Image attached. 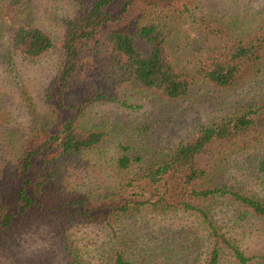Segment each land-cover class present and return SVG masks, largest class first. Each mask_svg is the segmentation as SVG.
I'll return each instance as SVG.
<instances>
[{
  "label": "rangeland",
  "instance_id": "obj_1",
  "mask_svg": "<svg viewBox=\"0 0 264 264\" xmlns=\"http://www.w3.org/2000/svg\"><path fill=\"white\" fill-rule=\"evenodd\" d=\"M84 1L90 0H28L33 22L51 33L54 42L36 58L13 49L0 20V205L15 208L26 154L37 152L33 168L42 169L47 159L50 169L48 184L35 195L28 192L33 204L0 234V264H109L115 247L131 264H205L211 244L196 213L136 209L117 214L114 209L123 201L127 179L161 164L200 127L264 102V46L259 60L227 89L196 82L184 96L168 101L149 91L100 85L106 99L85 106L79 120L105 134L101 144L76 156H44L47 138L70 115L57 106L84 96L73 87L63 103H46L63 57L58 23ZM110 10L117 12L115 5ZM169 11L157 21L166 27L167 60L180 66L199 61L227 41L255 35L264 22V0H190L185 9ZM142 16V10L132 7L109 29L129 32L136 21L143 22ZM263 130L255 129L241 141L242 150L231 157L228 170L232 189L264 203V173L256 168L264 157ZM121 156L138 161L123 170L117 162ZM221 204L211 200L195 207L205 209L214 227L251 259L245 264H264V220L243 207ZM218 264L238 263L220 246Z\"/></svg>",
  "mask_w": 264,
  "mask_h": 264
},
{
  "label": "trees",
  "instance_id": "obj_2",
  "mask_svg": "<svg viewBox=\"0 0 264 264\" xmlns=\"http://www.w3.org/2000/svg\"><path fill=\"white\" fill-rule=\"evenodd\" d=\"M189 3L190 0H90L74 5L72 14L58 23L57 42L63 57L53 94L46 95V103L54 99L63 103L73 87H80L84 96L80 102L57 106L62 111L67 108L70 115L47 138L44 156L47 152L58 153L62 158L76 156L101 144L105 134L79 120L85 106L106 99L100 85L149 91L171 101L184 96L196 82L227 89L259 60L264 46V22L255 35L211 48L199 61L185 66L170 63L165 51L166 27L157 20L167 16L169 10L185 9ZM112 5L116 6L115 14L110 10ZM132 7L143 11V22L136 21L129 32L110 30L109 26ZM29 14L28 0L0 2V20L6 24L11 46L26 58H36L52 48L54 42L51 33L35 24ZM260 128H264V102L240 110L219 124L200 127L161 164L127 179L121 189L123 201L114 210L117 214L136 209L196 213L206 225L211 244L205 264H218L220 246L229 249L238 264H245L251 259L235 249L214 227L209 213L195 204L229 202L264 220V203L232 189L228 170L231 157L242 150L241 141ZM36 156L35 151L23 159L15 208L0 205V234L9 228L13 217L24 214L33 204L28 192L37 194L50 180L49 160L38 170L32 164ZM262 160L264 157L256 162L258 173H264ZM137 161L125 156L117 160L123 170ZM108 259L109 264H131L117 247L111 249Z\"/></svg>",
  "mask_w": 264,
  "mask_h": 264
}]
</instances>
